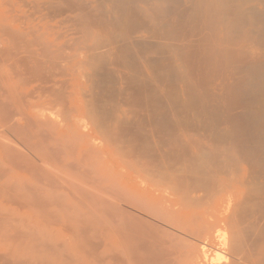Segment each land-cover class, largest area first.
<instances>
[{
	"label": "bare ground",
	"instance_id": "bare-ground-1",
	"mask_svg": "<svg viewBox=\"0 0 264 264\" xmlns=\"http://www.w3.org/2000/svg\"><path fill=\"white\" fill-rule=\"evenodd\" d=\"M41 4L52 13L65 14L78 36L67 39V48L65 44L48 45L41 47L40 54V48L34 52L40 40L26 39L29 32L23 33L22 50L14 53L10 66L25 81L23 90L31 83L38 86L31 93L18 95L17 102L29 104L18 113L22 124L16 125V118L12 123L21 134L26 129L25 138H32L43 158L56 164L46 169L41 162L45 167L41 170L36 161L27 157L29 161H25L24 153H14L7 140L3 145L0 136V168L4 166L0 170L7 173L6 160L21 172L17 176L7 173L8 179L6 173H0L3 184L5 180L6 184L11 182L5 187L0 184L4 187L0 191L3 202L22 204H16V208L18 205L19 209L27 208L28 214L33 212L30 215L40 219L41 227L49 225L58 214L55 212L64 209L63 205L59 208L57 200L52 201L55 205H48L49 199H56L54 187L66 175L77 173L80 182L89 179L102 185L98 190L105 193L98 192L97 199L101 195L102 199L98 203L93 198L98 203L94 206L87 203V208L84 203L87 210L108 215L107 223L113 227L110 231L114 229L115 233L109 231V239L105 237V264H204L199 245L213 236L211 253L219 257L216 264H264V0H43ZM3 28L7 31L8 27ZM13 30L4 32L8 42L23 39ZM8 46L0 49L2 56L16 51L15 44ZM63 47L67 51L70 48L71 53L57 56ZM36 105L59 108L62 124L55 120L57 113L50 114L52 109L47 113V106L46 112L40 110L44 113L34 116L32 108ZM8 121L6 126L13 129ZM91 134L102 144L89 141ZM45 141L50 144L45 146ZM70 176L62 183L77 190L80 182L76 181L73 188ZM80 186L74 201L83 203L90 196L86 193L90 187L84 190ZM71 190L66 189L69 193ZM94 191L91 189V194ZM71 203H64L67 210L75 207ZM47 206L58 209L49 213ZM2 207L8 210V206ZM0 211L4 212L1 207ZM5 217L2 222L11 227L12 217ZM19 219L31 227L33 220L28 223L23 216ZM74 221L76 227L72 228L79 229L80 222ZM73 223H64L66 228L61 229L72 233ZM4 226L0 224V228ZM29 230L25 232L31 239L35 233ZM219 230L223 234L215 236ZM20 231L22 234L24 229ZM80 231L73 232L79 234L77 241L84 236L79 237ZM19 232L12 236L22 245L20 239L27 234L19 237ZM12 236L8 239L18 241ZM30 239L24 248L18 243L12 245L21 247L22 252L47 246V240ZM69 242L66 244L72 247ZM82 242L78 247L84 251L86 243ZM48 244L46 248H50ZM10 250L0 255V264H33L37 257L33 254L35 259L29 258L34 250L26 251L28 259L18 257V250Z\"/></svg>",
	"mask_w": 264,
	"mask_h": 264
},
{
	"label": "rangeland",
	"instance_id": "rangeland-1",
	"mask_svg": "<svg viewBox=\"0 0 264 264\" xmlns=\"http://www.w3.org/2000/svg\"><path fill=\"white\" fill-rule=\"evenodd\" d=\"M25 5H26V8H25V6H23L24 4L22 3V2H20V0H0V25H2L3 27H8V28H6V30L8 31V32H12V31H9V29L10 30H13L14 32H16V34L18 33V35L19 36H23V33H26V32H29V36L26 38V39H31V38H34L36 41H38V40H40V41H38V42H40V43H38V45L39 46H36L35 48H34V52H37L38 50H39V48H40V50H39V53L41 54V47L43 48L44 46H48V45H51V46H62V45H64L65 44V47H66V41H67V39H70V37H74V36H78L77 34H75V31H74V29L71 27V25L68 23V22H66V17L64 16L65 14H62V15H59V14H61V13H59L58 15L56 14V13H52L51 11H49L48 9H47V7H45V6H43L41 3H42V1L43 0H21ZM31 4H33V5H31ZM27 5H28V7H27ZM40 7V8H39ZM29 8V9H28ZM33 8V9H32ZM27 9V10H26ZM41 9V10H40ZM35 10H36V12H35ZM27 11V12H26ZM31 11V12H30ZM33 11L35 12L33 15H31L30 13H33ZM48 11V12H47ZM39 12V13H38ZM46 13H49L48 15L50 16H48ZM30 14V16L28 17L27 15H29ZM45 14V15H44ZM52 14H54V15H52ZM21 15V16H20ZM56 15V16H55ZM53 16V17H52ZM61 16V17H60ZM21 17V19H16V18H20ZM43 17V18H42ZM49 17V18H48ZM15 18V19H14ZM24 18V19H23ZM34 18V19H33ZM59 18V19H58ZM63 18H64V20H63ZM14 19V21H12ZM50 19H52V20H50ZM56 19H58V20H56ZM3 20V21H2ZM17 22H16V21ZM33 20V21H32ZM40 20V21H39ZM48 20H49V22H48ZM58 21H59V25H58ZM62 21H65V23L63 24L62 23ZM22 22H24L23 24H21ZM61 24V25H60ZM6 25H8V26H6ZM37 26V27H36ZM48 26V27H47ZM59 26V27H58ZM62 26V27H61ZM67 26H68V28H67ZM3 27H0V28H3ZM51 27V28H50ZM38 28V29H37ZM61 28V29H60ZM17 29H19V30H17ZM3 30H5L4 28H3ZM2 29H0V49L2 50L3 48H5V45L7 46V47H9L8 46V44L10 45H14L15 44V49H16V51H14L12 54H10V55H6V56H2V54H0V106H2V107H0V110H1V112H0V117H1V121H2V123H0V132L2 131V133L3 134H1L0 136H1V138L4 140H2V144L4 145L5 144V140H7L6 141V143L9 145L10 144V147H11V149H13L15 152L14 153H18V150H19V153L18 154H23L22 156H24V160L26 161V160H28V159H31V161L34 163V164H36L37 165V167H39V168H41V167H43V169L46 167V169L47 168H53V167H51V166H53V164L52 163H54V161L53 160H51L52 162H48V161H50V159H48V160H46V159H44L43 158V155H42V153L41 152H38V148H37V150L35 149V147H34V145L32 144V143H34V141H32L31 139L32 138H30V140H29V138H25V137H27V133H25V131H26V129H25V131H23V130H21L22 131V134H21V132L19 131V129H15V126L18 124H22V122H23V120H22V122H21V119H22V117H21V119L19 120V119H17V117L19 118L20 116L18 115V113H20L21 111V109H23L26 105H28L29 104V101L28 102H25V103H23V101H22V103H23V105H22V103L20 104L19 102H17V97H18V95H20L22 92L23 93H25V92H29V93H31V91L33 92L34 91V88H36L37 86H38V84L37 83H31L28 87H27V90L25 91V90H23V82H25L24 80H22V78L20 77V75H16V73H14L15 71L11 68L12 66H10L11 64L10 63H13V55H14V53L15 52H17V51H20V50H22L21 48L23 47V45L21 46V44H23L25 41V38H24V36H23V39L20 37V39H16L17 41H11L10 39H9V41L10 42H8V38H7V35L4 33V32H7V31H3ZM32 31H34V33L32 32ZM52 32V33H51ZM71 32V33H70ZM74 32V33H73ZM4 33V34H3ZM33 33V34H32ZM66 33H67V35H66ZM54 34V35H53ZM61 35V37H59V39H58V37L56 38V35ZM70 34H74L73 36L72 35H70ZM4 35H6V36H4ZM33 35H34V37H33ZM42 35V36H41ZM69 37V38H68ZM37 38V39H36ZM55 38H56V40H55ZM55 41H54V40ZM18 40H22L21 42L19 41L18 42ZM32 40V39H31ZM6 41V43H8V44H6V43H3V42H5ZM65 41V42H64ZM14 42H17V43H14ZM19 46H17V45ZM20 44V45H19ZM41 45H43V46H41ZM67 48V47H66ZM66 48H64L63 47V49L62 50H60V51H58L57 52V56H58V54L59 55H62V56H64V57H66V55L67 54H70L71 52V49L70 48H68V50L69 51H67V49ZM60 52H61V54H60ZM64 52V53H63ZM12 55V56H11ZM55 55V56H56ZM12 58H11V57ZM59 58V57H58ZM10 59V60H9ZM63 59V58H62ZM7 60V61H6ZM9 60V61H8ZM14 71V72H13ZM14 75H16V76H14ZM14 77V78H13ZM16 77V78H15ZM17 78L19 79V80H17ZM8 80V85H6L5 84V82ZM23 81V82H22ZM13 88H15V89H13ZM2 91H3V94H1L2 93ZM32 94H34V93H32ZM3 103V104H2ZM2 104V105H1ZM7 104V105H6ZM4 105L6 106V108L8 109H6L5 107H4ZM10 105V106H9ZM48 108H47V107ZM9 107V108H8ZM27 107V106H26ZM56 106H52V105H50V107H49V105H45V106H42V105H36V107H35V109L34 108H32V111H34V112H32V114L34 115V116H36V117H39L41 114H43L44 113V111H45V109L46 110H48L47 111V113H49V110H51L52 109V112H50V114H52L53 112V114L52 115H54V114H56V116L58 115H60L61 116V118H58V120H57V117H55V120L56 121H58V122H60L61 124H62V116H63V113H61V112H59L58 111V109L59 108H55ZM6 110V111H5ZM40 110H44L43 111V113H42V111H41V113H40ZM8 111V112H7ZM57 111V112H56ZM5 112V113H4ZM15 112V113H14ZM46 112V111H45ZM2 113V114H1ZM6 113H8V114H6ZM39 113H40V115H39ZM59 113V114H58ZM8 115V118L7 119H3L4 117H5V115ZM3 115V116H2ZM9 115H11V117H9ZM13 116H15V117H13ZM59 116V117H60ZM7 117V116H6ZM5 117V118H6ZM10 118V119H9ZM12 118V119H11ZM13 118H16L15 119V121H16V125L14 126V119ZM4 120V122H3V120ZM5 120L6 121H8V122H11V124L14 126V128L13 129H8V127L6 126V122H5ZM11 120V121H10ZM13 120V121H12ZM19 120V121H18ZM0 121V122H1ZM13 122V123H12ZM19 122V123H18ZM21 122V123H20ZM9 125V124H8ZM10 126V125H9ZM3 128V129H2ZM10 128H12V127H10ZM90 130V129H89ZM88 130V131H89ZM8 131V132H7ZM11 132H12V134H11ZM20 132V133H19ZM90 132H91V130H90ZM14 133V134H13ZM8 136V138L7 137H4V136H6V135ZM10 134V135H9ZM17 134H19V135H17ZM15 136H17V137H15ZM93 136V137H92ZM9 137H10V139H9ZM6 138V139H5ZM21 139V140H20ZM90 139H92V141L95 143V144H97V146H99V145H101L102 143H100L101 141L100 140H97L96 138H95V134H91V137H89L88 138V140L90 141ZM27 140V142H25ZM97 140V141H96ZM20 141H21V143L22 142H24V143H22V144H20ZM31 141V142H30ZM4 142V143H3ZM10 142H12V143H10ZM15 142V143H14ZM1 143V142H0ZM45 143H47V144H45V146L46 145H48V144H50V141H45ZM13 144V145H12ZM15 144V145H14ZM22 145H24V146H22ZM27 147H26V146ZM30 145V146H29ZM15 147V149H17V150H15L14 148H12V147ZM31 146H32V148L33 149H31ZM36 147H37V145H35ZM22 147H24V148H22ZM26 149H28V150H26ZM29 151V152H28ZM39 151H40V149H39ZM32 152V153H31ZM25 153H26V155H25ZM29 154V156H27L28 154ZM35 154V155H34ZM33 155V156H32ZM37 155H38V157L39 156H42V157H39V158H41L40 159V161H39V158L37 157ZM28 159H27V158ZM32 157V158H31ZM35 158H36V160H35ZM34 159V160H33ZM53 159V158H52ZM55 160V159H54ZM1 161H3L2 160V158L0 159V163H1ZM6 161V160H5ZM4 161V163L7 165H5L6 166V168H7V173H8V175L10 176H17V174H20L19 172H18V170H15V168H14V165L11 163H9L8 164V161H6L5 162ZM29 161V160H28ZM10 162V161H9ZM41 162H42V164L44 163V165H45V167H44V165H42L41 164ZM39 163V164H38ZM48 163V164H47ZM52 164V165H49V164ZM3 164V163H2ZM55 164L56 163H54V166H55ZM8 165H11V167L10 166H8ZM13 165V166H12ZM41 165V166H40ZM50 166V167H49ZM1 167V166H0ZM4 167V166H3ZM2 167V168H3ZM2 168H0V169H2ZM9 168V169H8ZM38 168V169H39ZM10 169H11V171H12V169L14 170V172H11L10 171ZM3 170V169H2ZM2 170H0L1 172L0 173H3L4 171H6V170H4L3 172H2ZM11 172V174H9V171ZM41 170H42V168H41ZM48 170H50V169H48ZM52 170V169H51ZM63 170H65V169H63ZM15 171H17V172H15ZM61 171V170H60ZM57 172V171H56ZM62 172V171H61ZM6 172H4V174H5ZM7 173L5 174V179H8V178H6V176H8L7 175ZM3 174V175H4ZM2 175V176H3ZM71 175V176H70ZM70 177H72V178H69L70 179V181L72 182V184H75V185H73V188H75L74 186H77V184L81 181L80 180V177H79V179H78V177H77V175L79 176V174H77L76 173V175L75 176H73L74 174H71L70 173ZM0 176H1V174H0ZM63 176H65V175H63ZM69 176H65V180L64 181H60L61 183H60V185L59 184H57L56 186L58 187V185H59V189H55V187H54V191H55V194H56V196H54V198L56 197V199H53V198H51V199H49L48 201H49V203H48V205L49 204H51L52 203V201H54V202H56V200H57V203H59V204H57V205H61L59 208H61V207H63L64 206V209L62 210V208L61 209H59L60 211H62V212H60L59 213V211H57V212H55V214H59V216H58V214L57 215H54V213H52L55 217H56V219H55V217L53 216V215H50V217L52 218V217H54V219L52 218L51 220H53L55 223H58L59 222V224L58 225H53V223L51 222V220H49V222L52 224H50L49 223V225H45V226H43V227H45V230H43V232L42 231H40V230H38V228L37 227H35V225L37 226H40L41 227V225H39V223H40V219H35L34 218V216L32 217L31 215H33V209L32 208H30V207H28V209H31L30 210V212H32V214L30 215V214H28V210H27V208L26 209H24V208H22V209H19V208H21L22 206V204L20 205L19 203H14L15 205H13V203H8V201L7 202H3V200H4V197L2 196V192H3V188L5 187L4 185H8V184H11V182L9 183L8 182V184H6L7 183V181L5 180V182L6 183H4L3 184V181L4 180H2L4 177H0V179L2 180H0V184H3V186L4 187H2V186H0V191H2L1 193H0V195L2 196V197H0V199H1V201H0V207L2 208V212H3V210H4V212L3 213H1V211H0V217H2L1 219L2 220H0V224H1V226L2 225H4L5 224V226H4V228H0V229H3V230H0V232H2V233H0V237L2 236V239H1V241H3L4 242V245H3V242H2V244H1V241H0V246H2V248L0 247V252H3V253H0V255L2 256V254L4 255L5 254V251L7 250V249H13V252L14 253H17L16 251L18 250L19 252L17 253V256L18 257H22L23 255H24V257L23 258H26V259H28L27 257H28V254H27V252L29 253L30 251L32 252L33 250L34 251H36V252H32L31 254H29L30 256H29V258H31V256H32V260L33 259H35V256H34V258H33V254L34 255H36L37 257H36V259H39L40 261H41V257L42 258H44L45 260H44V262H43V260H42V262L43 263H40L39 262V260H37L38 261V263L39 264H45V263H47V261H48V263L47 264H52L53 263V261H55V258H56V260L57 261H55L53 264H105L104 262H105V260H104V258H105V256H104V254L106 255V251H107V249L105 248V246H106V244L107 243H104V242H106V241H108V239H109V237H110V235H111V233L110 232H114V229H111V231H110V227H112L111 226V224H109V223H107V221H108V215H104L102 212H97L98 210H94L93 212H91L90 210H87V208H89L90 207V205H92L93 204V206H94V203H96V204H98L100 201H101V199H102V195H104L105 193L103 192H100L98 189H100L101 187H102V185L101 186H99L98 185V183H95V182H91V181H89V179L86 181V179H84L82 182H80V184L78 185V189L77 190H79V186L81 185V183L83 184V183H85L84 181H86V184H84L87 188L88 187H90V189L88 188H84V187H82L84 190L85 189H87L86 191V193L88 194H90V196L88 197V196H86V198L85 199H83V203L79 200V199H77L76 201L77 202H75L74 200H75V198H78V196H76V193H78V191L77 190H75V189H73L74 191H72L71 190V187H70V189H69V186H68V188H66L67 186H65L66 184L64 183H62V182H66V180L68 179V177ZM73 177H74V179H73ZM77 178V180H76V178ZM71 179H73L74 180V182H73V180H71ZM9 180H11V179H9ZM62 180H63V178H62ZM80 180V181H79ZM12 181H14V180H12ZM76 181H78V183L76 184ZM89 181V182H88ZM69 182V181H68ZM67 182V183H68ZM87 183H92V184H88L87 185ZM69 185L71 184V183H68ZM96 184V185H95ZM61 185H63V187L61 186ZM64 186H65V189H63L64 188ZM72 186V185H71ZM97 186V187H96ZM99 186V187H98ZM56 187V188H57ZM91 187H93V188H91ZM97 188V190L96 191H94V189L95 188ZM80 188H81V186H80ZM81 188V189H82ZM66 189H68V190H71L70 192L71 193H69V191H66ZM91 189H93V191L95 192V193H93L92 192V194L93 195H95L94 197H93V195L91 194ZM83 190V191H84ZM90 192H89V191ZM100 190H102V188L100 189ZM75 191H77V192H75ZM69 194H68V193ZM75 192V193H74ZM98 192H100L102 195H101V197L99 198V199H97V197H99V195H100V193H99V195H97L98 194ZM72 193H74V195L72 194ZM80 193H84V192H81V191H79V194ZM85 193V194H86ZM78 194V195H79ZM63 195V196H62ZM74 197L73 199L72 198H70V197ZM76 196V197H75ZM91 196H92V198H91ZM105 196V195H104ZM58 197H60V198H58ZM88 197V198H87ZM95 197H96V199H95ZM60 200H58V199ZM63 198H65V200L63 199ZM89 198H91V199H89ZM93 198L95 199V200H98V203H97V201L95 202V200L93 201ZM3 199V200H2ZM50 200H51V202H50ZM91 200H92V202H91ZM5 201V200H4ZM64 201V202H63ZM52 203L53 205H55V203ZM70 202H72L71 203V206L73 207V205H75V209L74 208H72L71 210H69V208H68V210L65 208V205L66 204H70ZM64 203H65V205H64ZM78 203V204H77ZM84 203H85V205L87 206V208H86V206L84 205ZM87 203L89 204L90 203V205H89V207H88V205H87ZM92 203V204H91ZM8 204V205H7ZM11 204V205H10ZM16 204H19L20 206H19V208H18V205H17V208H16ZM83 204V205H82ZM10 205V206H9ZM56 205V206H57ZM63 205V206H62ZM82 205V206H81ZM2 206H4L5 208H7V206H8V210L10 211H8V210H6V209H3V207ZM49 206H51V205H49ZM49 206H47L46 208L47 209H49V213H50V209L51 210H53L54 208H51V207H49ZM85 206V207H84ZM24 207V206H23ZM53 207V206H52ZM55 207V206H54ZM56 208V210L58 209L57 207H55ZM11 209H12V211H11ZM19 209V210H18ZM46 209V210H47ZM65 209L68 211H65ZM84 209V210H83ZM85 209H86V211L88 212V213H86L85 212ZM6 210V211H5ZM18 211V213H17V211ZM27 210V211H26ZM56 210H53V212L54 211H56ZM75 210V211H74ZM8 211V212H7ZM21 211V212H20ZM74 211V212H73ZM6 212H7V215H3L4 213L6 214ZM19 212H20V214H19ZM25 212H27V213H25ZM67 212V213H66ZM96 212L98 213V214H96ZM13 213V214H12ZM77 213V214H76ZM80 213V214H79ZM2 214V215H1ZM18 215V218H21L22 219V216H23V220H25V218L27 219V220H25V221H27L28 223H30V221L32 222V220H33V222L32 223H30V225H31V227L29 226V228H30V230H29V232H31L32 234H34L35 236H33V235H31L29 232V234L32 236V238L34 237H37L38 236V234H39V236L37 237V238H35L36 240L37 239H43L44 241H46V243H47V246L49 245L48 243H50V248H46L47 246L45 245V244H43L44 246H42L43 247V249H49V250H46V252H45V250H43V249H41L42 247L41 246H37V247H33V250H31L30 248H27V249H25L23 252H22V250H21V247L22 248H24L25 246V243L27 242V240L28 239H30L29 237L30 236H28V234L25 232V230L26 231H28V227H26V226H24V224L22 223V221H20V219L19 220H17L18 218L16 217L17 215ZM62 214H63V216H62ZM16 215V216H15ZM66 217H65V216ZM4 216H6L7 218L8 217H12V219L10 218L9 220H11L10 222V225H11V227L8 225V223H5V222H2L3 220H4ZM14 216V217H13ZM19 216H21V217H19ZM108 218H107V217ZM5 217V218H6ZM16 217V218H15ZM30 217H31V219H30ZM65 217V218H64ZM71 217H73L74 219H76V220H78V221H76V224L78 223V222H80L79 224H78V227L80 226V228H82V230L80 231L79 229H76V230H74L73 228H75L76 226L74 225L75 224V221H74V219L73 218H71ZM105 217L107 218V220L105 219ZM6 218V219H7ZM17 220V221H19V222H17L15 219ZM34 218V219H33ZM58 218H59V220H58ZM78 218V219H77ZM5 219V220H6ZM15 221H14V220ZM67 220V221H66ZM70 220H72V221H70ZM110 220V219H109ZM14 221V222H13ZM25 221H23V222H25ZM39 221V222H38ZM58 221V222H57ZM73 221H74V223H73ZM106 221V222H105ZM2 222V223H1ZM69 222H72L73 224L71 225V228H72V226H73V231H72V233L70 232H68L67 230V232L66 231H63V230H65V226L63 225L64 223L66 224V225H70L69 224ZM16 223V224H15ZM35 225H34V224ZM68 223V224H67ZM107 224V227H108V224L110 225L108 228H105L106 227V225H104V224ZM41 224V223H40ZM86 225V227L88 226V228H86L85 227V225ZM10 227H8V226ZM25 225H29V224H25ZM48 226V227H47ZM50 226V227H49ZM63 226V227H62ZM82 226H84V227H82ZM91 226H92V228H91ZM105 226V227H104ZM26 227V228H25ZM32 227H34L35 229H37L36 230V232H32L33 230L35 231V229H33ZM43 227H41L42 229H44ZM53 227H56L57 229H55V228H53ZM65 227V228H64ZM77 227V228H78ZM11 228L14 230V231H16V232H13L12 230H11ZM33 230H32V229ZM52 228V229H51ZM63 230H62V229ZM68 228V227H67ZM83 228H86L85 230H87V232H85V230L83 229ZM89 228H90V230H89ZM113 228V227H112ZM6 229H8V230H6ZM23 229H24V232H23ZM41 229V230H42ZM60 229V230H59ZM108 230V233H106L107 232V230ZM19 230H22V234H27L26 236H28L27 238H25L22 234H21V231L19 232ZM54 230V231H53ZM80 231V233H82V231L84 230V232L86 233V234H84V233H82V234H80V236L79 237H81V235H83L84 234V236H83V238H79L80 239V241H79V239H78V241H79V243H78V241H77V236L79 235V234H76V233H73L74 231H76L77 233H79L78 231ZM4 231H6V232H4ZM56 231H58V233H56ZM60 231V232H59ZM70 231H71V229H70ZM110 231V232H109ZM17 232H19V237L22 235V239H20L21 240V243H23L22 245L21 244H19V239H16V238H18V237H15V238H13V234H15L16 233V235H18V233ZM10 234L11 236H12V238L13 239H16V240H18V241H15V240H10L11 239V236L9 237V235L8 236H6V234ZM44 233V234H43ZM54 233H55V237H54ZM115 233V232H114ZM113 233V234H114ZM223 234V231H221V230H219V232H217L216 234H214L215 236L217 235V234ZM2 234V235H1ZM4 234V235H3ZM43 234V235H42ZM72 234V235H71ZM76 234V235H75ZM109 234V235H108ZM75 236V238H73L74 236ZM86 235H88L87 237V239H85V237H86ZM107 235V236H106ZM116 235V234H115ZM4 236V237H3ZM6 236V237H5ZM41 236V237H40ZM109 236V237H108ZM8 237L10 238V239H8ZM26 239V240H24L23 241V239L24 238ZM40 237V238H39ZM89 237H91L90 239H89ZM108 237V239L106 240V238ZM4 238V239H3ZM30 239V240H33V239ZM7 239L9 240V242L7 241ZM34 239V240H35ZM59 239H60V241H59ZM63 239V240H62ZM64 239H66V241L68 240V241H70L68 244H72L73 243V245H72V247H71V245H70V247H69V245H67L66 244V241L64 240ZM73 239H74V241H73ZM81 239H83V240H81ZM92 239H94V241L95 242H93V240ZM85 240V241H84ZM88 240V242H89V244L91 243V241H89V240H92V245L90 244L89 246L90 247H88L87 245V243L88 242H86ZM213 240H214V236L213 237H211V238H209V239H207V240H204L200 245H199V248H202L201 250H199L198 251V253L202 256V259H200L204 264H216V261H215V259L217 260L219 257L218 256H216V255H214L213 256V252L211 253V249H212V242H213ZM5 241H7V242H5ZM13 241H15V242H13ZM63 241V242H62ZM73 241V242H72ZM84 242V244L86 245V247H85V245H84V251H83V249L82 248H79V247H82V246H80V245H78V244H81L80 242ZM97 241V242H96ZM10 242H12L11 244H10ZM65 242V243H64ZM82 242V243H83ZM16 244L17 245V243H18V246H21V247H19V249H15L16 248V246H14V245H12V244ZM51 243H54V244H51ZM56 243V244H55ZM57 243H58V245H60L59 247H58V245H57ZM60 243V244H59ZM75 243L77 244V247H76V245H75ZM94 243H96V245L94 244ZM94 244V245H93ZM13 246V247H11V246ZM51 245H53V247L51 246ZM81 245H83V244H81ZM108 245V244H107ZM3 246H5V248H3ZM68 246V247H67ZM79 246V247H78ZM52 247V248H51ZM35 248L37 249V250H35ZM80 249V251H81V249H82V252H80L79 251V249ZM118 248V247H117ZM117 248L115 249V250H117ZM15 249V250H14ZM40 249H41V251H40ZM52 249H54V252H52L51 250ZM56 249V250H55ZM74 249V250H73ZM76 249V250H75ZM2 250V251H1ZM11 250H10V252H11ZM28 250V251H27ZM43 250V251H42ZM105 250V251H104ZM27 251V252H26ZM37 251H39V253L37 252ZM47 251H48V253H47ZM51 251V252H50ZM75 251V253L73 254V252ZM119 251V250H118ZM13 252H11V253H13ZM85 252V253H84ZM104 252V253H103ZM116 252V251H115ZM21 253H23L22 255H21ZM26 255H25V254ZM51 253H53V255L51 254ZM73 254V255H72ZM84 254V255H83ZM39 255V256H38ZM51 255H52V257H51ZM56 255H58V256H55ZM77 255V256H76ZM17 256H15V257H17ZM104 256V257H103ZM40 257V258H39ZM50 258V259H49ZM79 258V259H78ZM36 259L33 261V264L35 263V264H37V261H36ZM48 259V260H47ZM31 260V261H32ZM51 260V261H50ZM98 260V261H97ZM102 260V261H101ZM104 260V261H103ZM46 261V262H45ZM49 261H50V263H49ZM28 262H30V261H28ZM32 264V263H31Z\"/></svg>",
	"mask_w": 264,
	"mask_h": 264
}]
</instances>
